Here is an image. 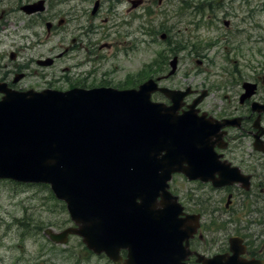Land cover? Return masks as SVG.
I'll use <instances>...</instances> for the list:
<instances>
[{"label": "water", "instance_id": "95a60500", "mask_svg": "<svg viewBox=\"0 0 264 264\" xmlns=\"http://www.w3.org/2000/svg\"><path fill=\"white\" fill-rule=\"evenodd\" d=\"M37 10H45L44 1L31 12ZM177 64L175 57L169 76ZM156 92L172 105L153 102ZM190 93L159 88L155 80L124 91H6L0 100V179L49 184L66 203L76 226L60 233L47 230L55 243L65 244L74 234L115 263H122L120 251L128 249L129 260L122 264H183L181 247L197 232L198 219L185 225L176 199L160 191L165 193L164 183L175 169L170 167L181 154L195 157L200 169L207 165L197 161L201 152L211 158L209 128L200 126L195 112L178 115ZM207 95L204 91L191 110ZM236 247L225 264H263L242 259ZM222 261L217 256L208 264Z\"/></svg>", "mask_w": 264, "mask_h": 264}, {"label": "rangeland", "instance_id": "374dc122", "mask_svg": "<svg viewBox=\"0 0 264 264\" xmlns=\"http://www.w3.org/2000/svg\"><path fill=\"white\" fill-rule=\"evenodd\" d=\"M95 1L50 0L39 18L38 37L31 42L32 53L39 60L55 59L51 67L40 66L46 73L62 76L67 68H73L71 73L77 76L84 70L98 69L93 77L97 83L110 80L122 86L144 75L168 74L169 61L178 56V70L162 82L163 86L204 90L227 85L234 90L239 81L254 75L262 59L259 49L264 45L258 40L262 33L250 18L264 24L259 12L255 17L256 0H162L160 4L159 0H101L100 16L94 19L90 11ZM131 1L142 3L132 8ZM61 20L64 24L48 36L46 23L55 26ZM224 21H230V27ZM90 25L97 32L93 43H88L91 39L84 35ZM162 33L168 34L169 41L160 39ZM80 37L83 47L92 44L90 51L80 49V56L56 59ZM17 46L7 45L6 63L11 62L9 55L19 49ZM161 55L166 59L162 66ZM91 59L93 62L87 63ZM80 60L85 61L84 68L74 69ZM154 61H158V68ZM107 71L105 79H100ZM216 92L223 94L224 90ZM213 100L210 97L205 104ZM70 226L65 205L50 188L0 181V264H111L105 258L84 260V245L78 237H71L62 246L53 244L45 234L47 229L60 232Z\"/></svg>", "mask_w": 264, "mask_h": 264}, {"label": "flooded vegetation", "instance_id": "af4514ba", "mask_svg": "<svg viewBox=\"0 0 264 264\" xmlns=\"http://www.w3.org/2000/svg\"><path fill=\"white\" fill-rule=\"evenodd\" d=\"M39 1L0 0V86L21 93L46 89L117 88L110 80L97 83L93 77L98 75V69L84 70L74 76L71 73L73 68H67V72L59 76L46 73L40 67V60L32 53L31 45L32 38L38 37L39 18L44 15L31 12L33 8H38ZM45 1L47 5L50 2ZM256 2L255 17L258 16L257 12L259 16H264V0ZM100 10L101 7L95 14L91 10V16L97 19ZM250 18L257 22L256 26L262 33L258 40L264 45V24L253 16ZM61 23L64 24V20L59 21V25L53 24L48 36L53 35ZM224 23L230 27V21ZM84 35L91 39H87L88 43H93L97 35L96 27L90 25L84 30ZM83 40L82 37L73 39L72 45L65 48V54L56 59L80 56V49L90 51L92 44L88 48L85 44L83 47ZM8 44H18L19 48L9 55L10 63H6ZM259 52L262 59L249 80L239 81L234 90L227 85L211 87L208 97L199 105L198 115L205 117L213 132V150L209 148L211 158L207 157L205 150L197 158L198 162L207 163L206 166L203 164L205 168L200 169L199 163L193 167L185 163L176 170L169 183V191L179 204L180 220L185 225H191L196 218L199 223L194 236L182 245L186 259L184 264H208L217 256H223L222 262L225 264L233 254V246L242 252V258L264 262V48H260ZM80 62L76 63L74 69L84 68L85 61ZM92 62L93 59L87 63ZM39 67L42 72H39ZM107 74L108 71L100 79H105ZM129 84H133V81L118 86V89ZM216 89L224 90V93L216 94ZM194 91L195 94L188 97L187 105L199 96L201 90ZM2 97L3 94H0ZM210 97L214 100L209 105L205 104ZM217 99H220V103ZM187 105L182 112H187ZM219 182L221 184L218 185ZM83 247L84 260L105 258L115 264L104 254L96 255L86 246ZM121 257L125 262L128 252L121 251Z\"/></svg>", "mask_w": 264, "mask_h": 264}, {"label": "trees", "instance_id": "16d2710c", "mask_svg": "<svg viewBox=\"0 0 264 264\" xmlns=\"http://www.w3.org/2000/svg\"><path fill=\"white\" fill-rule=\"evenodd\" d=\"M168 39H170V38H168ZM169 41V40H168ZM162 56V58H163V60L165 61V58H164V56L163 55H161ZM164 61H161L160 62V65L162 66L163 64H165V62ZM160 65H158L156 62L154 63V67H157L158 68V66H160ZM150 73H152V72H150ZM153 74H156V73H153ZM152 76H155V75H152ZM152 76H142L138 81H137V83H139V82H143L145 79H148V78H150V77H152ZM136 83V82H135ZM136 83V84H137ZM46 187V186H45Z\"/></svg>", "mask_w": 264, "mask_h": 264}]
</instances>
